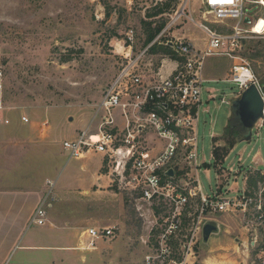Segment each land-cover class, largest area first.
<instances>
[{
    "label": "rangeland",
    "instance_id": "rangeland-1",
    "mask_svg": "<svg viewBox=\"0 0 264 264\" xmlns=\"http://www.w3.org/2000/svg\"><path fill=\"white\" fill-rule=\"evenodd\" d=\"M169 4L170 0L157 6L154 0H0V186L43 188L44 197L47 181L53 180L48 217L61 224L68 221L81 232L90 226L114 227V237L98 240L90 251L77 250L82 257L74 264H207L205 259L217 252L212 244L215 234L208 243L202 233L191 242L199 215L195 199L168 241L170 254L161 255L160 236L168 221L162 203H149L138 191L120 188L116 163L104 153L87 156L93 161L91 170L81 177L83 161L71 158L62 147L82 127L93 123V131H98L97 118L93 119L96 105L128 61L126 55L135 57L148 48L140 70L149 79L163 59H175L163 52L167 40L180 37L205 48L207 34L186 17L158 41L162 31L147 40L148 27L163 19L167 25L184 2ZM160 8L164 12L156 15ZM186 12L224 34L237 25L232 20L216 22L201 0H189ZM258 15L263 16L262 10ZM236 64L249 66L264 86V34L248 33L236 51L208 56L204 88L214 98L205 102L208 112H201L198 123L199 166L178 174L197 177L206 194L252 199L246 209L216 211L207 217L233 228L230 236L238 239V245L224 251L232 258L229 264H263L264 250L259 249L264 247V179L248 187L258 172L264 174V119L256 125L251 141H241L242 135L230 128L232 105L222 98L232 101L241 95L237 83L229 81ZM115 115L120 119L119 109ZM214 137L216 146L228 147V140L235 144L217 167ZM138 139L157 149L163 144L151 129ZM58 197L75 198L58 201Z\"/></svg>",
    "mask_w": 264,
    "mask_h": 264
},
{
    "label": "built area",
    "instance_id": "built-area-1",
    "mask_svg": "<svg viewBox=\"0 0 264 264\" xmlns=\"http://www.w3.org/2000/svg\"><path fill=\"white\" fill-rule=\"evenodd\" d=\"M154 1L157 6L166 0ZM188 1L183 0V7L171 15L170 22L156 41L186 17L207 34L205 48L199 49L192 41L180 37L175 41L167 40L166 44L173 47L181 58L166 57L149 79L140 70V61L148 48L135 57L129 53L126 55L128 61L96 105L93 119L97 118L98 131H93L91 123L75 139L62 143L71 158H85L91 153L107 154L116 163L115 173L120 188L138 191L141 199L149 203H162L168 215L166 227L160 236V252L164 257L171 252L168 243L170 237L179 230L187 206L195 199L199 200V215L194 223L191 242L197 234L202 233L204 223L211 219L207 214L233 211L240 207L246 209L252 201L245 195L230 199L219 193L206 194L197 177L195 180L185 177L191 176L189 172L180 176L178 170H197L199 166L198 123L201 112H208L203 108L205 102L214 98L211 90L204 88L208 80L205 78L208 56L222 51H236L248 33L263 35L264 25L261 31L255 30L259 21L264 19V0H201L202 6L215 17L216 22H236L233 32L228 34L212 28L207 23L209 21L198 22L190 16L186 12ZM260 10L263 16L258 15ZM247 17L249 22L245 20ZM170 64L172 66L169 67ZM229 81L237 83L238 94L252 83L262 87L252 69L245 64L234 65ZM205 94L208 96L206 100ZM232 101L222 98L226 104H232ZM116 109L120 110V119L115 115ZM147 129H151L163 141L160 149L138 139ZM169 169L174 170L173 176L168 174ZM46 184L47 191L31 219L33 225H45L48 220L47 206L51 205L56 183L48 180ZM81 235L85 239L82 248L90 250L96 247L98 240L114 237L115 229L111 226H90Z\"/></svg>",
    "mask_w": 264,
    "mask_h": 264
},
{
    "label": "crops",
    "instance_id": "crops-1",
    "mask_svg": "<svg viewBox=\"0 0 264 264\" xmlns=\"http://www.w3.org/2000/svg\"><path fill=\"white\" fill-rule=\"evenodd\" d=\"M86 158L77 159L83 161L80 163L84 173L81 177L91 170L93 161ZM42 196L43 188L0 186V264H74L77 258L82 257L77 250L84 249L82 244L85 239L74 224L68 221L61 224L59 220L50 217L45 225L31 224L34 212L44 198ZM74 198L58 197V201H72ZM215 221L219 231L215 233L212 244L217 252L214 258L209 257L205 261L207 264H229L232 258L224 251L234 249L238 245L237 238L230 236L232 227H222L221 221ZM249 264L254 262L249 261Z\"/></svg>",
    "mask_w": 264,
    "mask_h": 264
},
{
    "label": "water",
    "instance_id": "water-1",
    "mask_svg": "<svg viewBox=\"0 0 264 264\" xmlns=\"http://www.w3.org/2000/svg\"><path fill=\"white\" fill-rule=\"evenodd\" d=\"M245 20L250 21L249 17ZM231 105L230 128L236 129L242 135L241 141H251L256 125L264 118V86L260 88L256 83H252ZM168 174L173 176L174 170L169 169ZM218 231L219 225L215 220L206 221L202 227L204 243H208L211 235Z\"/></svg>",
    "mask_w": 264,
    "mask_h": 264
},
{
    "label": "trees",
    "instance_id": "trees-1",
    "mask_svg": "<svg viewBox=\"0 0 264 264\" xmlns=\"http://www.w3.org/2000/svg\"><path fill=\"white\" fill-rule=\"evenodd\" d=\"M170 2H171V4H169V7L173 3H177L178 0H170ZM163 12H164V9L160 8L159 11L157 13H155V14L158 15V14H161ZM149 16H151V15H149ZM166 23H167L166 20L163 19V21L158 22L155 27H152L150 25L148 27V31H147L148 32V35H147L148 39L147 40L150 42L152 39H154V37H156L162 31V29L166 26ZM163 52L167 53V54H171L172 56L175 57V59H177V58L179 59L178 55H176V53L174 54V52L170 50L169 46L166 47V48H163ZM262 86H263V84H262ZM216 143L217 142H216L215 137H214V141H213V157H214V159L216 161V167H217L218 164H220V163L222 164L224 162L226 157L229 155L230 151L234 148L235 144L232 141L228 140V147H226V146L220 147V146H216ZM257 174L259 175L258 177H253V178L250 179L249 187H248L249 190H250L252 185L256 187L258 181H263V179H264V174H261V172H258ZM155 229L156 228L153 229V233L155 232ZM260 250H264V247L260 248L259 251Z\"/></svg>",
    "mask_w": 264,
    "mask_h": 264
},
{
    "label": "bare ground",
    "instance_id": "bare-ground-1",
    "mask_svg": "<svg viewBox=\"0 0 264 264\" xmlns=\"http://www.w3.org/2000/svg\"><path fill=\"white\" fill-rule=\"evenodd\" d=\"M263 25H264V19L262 18L259 21L258 25L256 26V30L255 31H261V28H262Z\"/></svg>",
    "mask_w": 264,
    "mask_h": 264
}]
</instances>
